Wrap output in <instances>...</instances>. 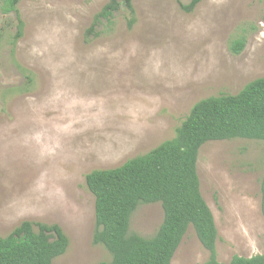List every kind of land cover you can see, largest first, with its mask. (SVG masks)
Returning <instances> with one entry per match:
<instances>
[{
    "label": "rangeland",
    "instance_id": "1",
    "mask_svg": "<svg viewBox=\"0 0 264 264\" xmlns=\"http://www.w3.org/2000/svg\"><path fill=\"white\" fill-rule=\"evenodd\" d=\"M108 0H21L22 22L0 0V237L23 221L56 224L68 239L53 264H97L94 197L85 175L119 167L174 136L198 101L234 95L264 77V0H132L87 35ZM243 37L234 55L232 40ZM30 85H27L28 79ZM200 192L216 229V256L264 255L260 183L264 142L203 144ZM160 203L140 204L129 232L149 238ZM208 252L189 227L171 264H203Z\"/></svg>",
    "mask_w": 264,
    "mask_h": 264
},
{
    "label": "trees",
    "instance_id": "2",
    "mask_svg": "<svg viewBox=\"0 0 264 264\" xmlns=\"http://www.w3.org/2000/svg\"><path fill=\"white\" fill-rule=\"evenodd\" d=\"M21 0H3L4 14L14 13L20 36L22 22L17 5ZM200 0L179 3L191 13ZM124 10L127 27L135 21L132 0H108L93 17L94 27ZM243 37L231 41L229 49L238 55ZM27 85L31 79L28 77ZM234 139L264 142V77L247 83L238 93L221 94L196 102L175 129L174 136L147 153L127 160L119 167L94 170L85 175V184L94 197L93 243L102 245L110 261L97 264H171L172 257L189 227L208 252L203 264H264V255L233 256L221 263L216 256L217 229L213 214L200 192L197 156L210 141ZM261 213L264 220V169L260 183ZM160 203L163 220L149 238L129 232L130 218L140 204ZM68 239L56 224L23 221L5 237H0V264H53L63 255Z\"/></svg>",
    "mask_w": 264,
    "mask_h": 264
}]
</instances>
